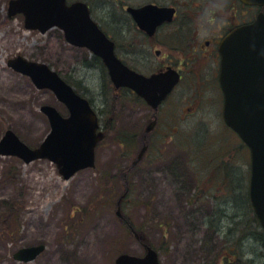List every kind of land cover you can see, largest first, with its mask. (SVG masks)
<instances>
[{
    "label": "rangeland",
    "instance_id": "1",
    "mask_svg": "<svg viewBox=\"0 0 264 264\" xmlns=\"http://www.w3.org/2000/svg\"><path fill=\"white\" fill-rule=\"evenodd\" d=\"M9 1L0 0V139L11 130L37 149L50 132L41 107L63 115L65 109L51 91L36 89L8 67L9 60L42 63L81 91L112 94L95 66H88L87 50L68 45L57 29L27 31L21 15L8 17ZM75 1L89 5L99 27L108 17L110 31L120 32L123 17L119 5H108L113 0H67ZM195 131L161 139V157V146L152 143L153 162L131 171L137 138L119 146L111 132L96 149L95 168L67 181L46 159L25 164L0 156V264H114L122 254L143 256L144 244L158 253L160 264H230L235 248L242 261L256 264L264 250L250 225L244 231L237 224L251 218L249 151L232 134ZM227 155L230 171L220 163ZM38 245L45 250L34 261L13 259L18 250Z\"/></svg>",
    "mask_w": 264,
    "mask_h": 264
},
{
    "label": "water",
    "instance_id": "2",
    "mask_svg": "<svg viewBox=\"0 0 264 264\" xmlns=\"http://www.w3.org/2000/svg\"><path fill=\"white\" fill-rule=\"evenodd\" d=\"M242 1L264 7V0ZM127 11L143 30L154 25L149 22L150 18L161 17L158 14L166 12L152 6L129 8ZM7 15H21L24 28L28 31L45 34L52 29L60 30L68 45L86 49L103 61L116 88L129 87L151 101L150 88L159 79H140L116 59L113 43L91 19L85 3L68 5L67 0H10ZM220 54L223 119L250 151L249 202L264 231V16L259 15L254 23L235 30L223 39ZM7 65L28 77L36 89L51 91L65 106L69 116L64 118L54 107L42 106L40 110L49 122L50 132L41 145L30 149L14 132L6 130L0 139V156L16 157L25 164L46 159L56 165L65 181L80 171L95 168V149L104 135L96 132L97 118L88 102L45 64L18 56L9 60ZM138 80L141 81L139 86ZM169 91L170 87L164 88L158 97L155 96L156 103ZM141 156L142 152L138 160ZM44 250V245L22 248L13 254V259L32 262ZM144 250V255L140 257L122 254L114 264H160L158 253L153 248L145 244Z\"/></svg>",
    "mask_w": 264,
    "mask_h": 264
},
{
    "label": "flooded vegetation",
    "instance_id": "3",
    "mask_svg": "<svg viewBox=\"0 0 264 264\" xmlns=\"http://www.w3.org/2000/svg\"><path fill=\"white\" fill-rule=\"evenodd\" d=\"M108 5L120 6L123 24L118 23L120 32L115 35L110 31L107 17L100 29L113 43L114 56L124 67L140 79H159L150 88L151 101L129 87L116 88L103 61L90 52L88 66H95L112 99L105 96L101 88L99 92L89 87L81 91L61 78L88 102L97 118L96 132L102 133L104 139L114 132L120 138L118 145L122 146L128 138H137L139 150L129 171L153 162V157L150 158L152 143L161 146V157L165 146L161 139L165 137L172 141L174 136H185L187 131L195 129L197 134L236 136L223 119L220 44L235 30L251 25L259 15L264 16V7L242 0H113ZM146 6L166 12L158 14L161 17L150 18L149 22L154 25L143 30L127 9ZM168 87L170 91L156 103L155 96ZM64 112L61 116L67 118V110ZM157 138L159 142H155ZM220 163L230 171L229 155ZM121 168L124 169L123 165Z\"/></svg>",
    "mask_w": 264,
    "mask_h": 264
},
{
    "label": "trees",
    "instance_id": "4",
    "mask_svg": "<svg viewBox=\"0 0 264 264\" xmlns=\"http://www.w3.org/2000/svg\"><path fill=\"white\" fill-rule=\"evenodd\" d=\"M127 187L126 186V190H127ZM127 194V193H126ZM125 194V195H126ZM250 214H251V218L249 219H246V220H238L237 221V224H239L240 226L243 227L244 231H245V226L247 225H250V230L251 232L249 233L252 237V239L256 240L257 242H259L264 250V231L261 229L252 209L250 208ZM252 226V228H251ZM228 261H226L227 263H230V264H254V261L252 262H244L241 260V258L239 257L238 255V249L235 248L234 252L229 254L228 256ZM258 261H259V264H264V254L260 255L258 260H257V263L258 264Z\"/></svg>",
    "mask_w": 264,
    "mask_h": 264
}]
</instances>
